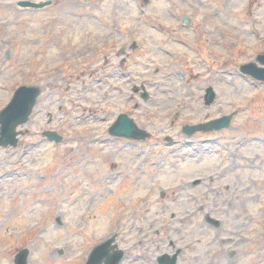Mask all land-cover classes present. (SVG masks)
<instances>
[{
  "label": "rangeland",
  "instance_id": "1",
  "mask_svg": "<svg viewBox=\"0 0 264 264\" xmlns=\"http://www.w3.org/2000/svg\"><path fill=\"white\" fill-rule=\"evenodd\" d=\"M17 1L0 0V111L21 86L44 93L18 145L0 146V264L24 248L28 264H86L111 235L122 264H159L176 250L177 264H205L218 250L264 264L254 244L229 241L264 228V82L239 71L264 52V24L252 19L264 0H53L41 10ZM54 26L62 51L27 44ZM120 47L130 83L119 97L118 75L114 85L92 73L105 57L118 64ZM133 77L151 95L139 108ZM209 86L217 97L207 106ZM121 113L151 137H112ZM232 113L229 129L182 131ZM51 130L61 143L44 136Z\"/></svg>",
  "mask_w": 264,
  "mask_h": 264
},
{
  "label": "water",
  "instance_id": "2",
  "mask_svg": "<svg viewBox=\"0 0 264 264\" xmlns=\"http://www.w3.org/2000/svg\"><path fill=\"white\" fill-rule=\"evenodd\" d=\"M49 2L33 3V2H20L21 5L32 6L34 8H42ZM264 62V57L262 58ZM242 71L247 74L253 75L257 79L264 80V69H258L252 64H247L241 67ZM212 88L209 89L207 99L208 103L212 101ZM41 89L39 87H27L21 86L15 92V95L11 102L5 107L0 113V145L16 146L17 145V127L26 123L32 112V108L39 97ZM146 97V94L144 95ZM232 116H225L210 123L204 125H198L194 127L185 126L183 128L184 132L191 135L195 131L204 130H219L223 127H227L230 123ZM112 135L119 137L133 138L137 140H143L149 136V134L144 130L139 128L133 120H131L127 115L123 114L117 119V121L112 125L110 129ZM51 140L60 141L61 136H58L55 132L48 134ZM114 238H110L102 244L96 246L92 249L88 261L86 264H119L123 257V251H115L114 254H110V248H114L117 245L114 244L110 247ZM29 250L24 249L16 256V264H27V256ZM178 257V252L173 256L163 255L159 258L161 264H176Z\"/></svg>",
  "mask_w": 264,
  "mask_h": 264
},
{
  "label": "flooded vegetation",
  "instance_id": "3",
  "mask_svg": "<svg viewBox=\"0 0 264 264\" xmlns=\"http://www.w3.org/2000/svg\"><path fill=\"white\" fill-rule=\"evenodd\" d=\"M53 4H54V2H53ZM260 14H264V11H263V13H259V12L253 13V16H254V18L262 19L259 22H255V24L262 26L264 24V16L260 15ZM60 34H61V29L54 26V27H51L50 32L46 33L45 36H43V37H41V36H34L32 38L29 37L27 39V44L28 45L40 44L41 46H43V44H45L48 41V44L51 47H54V48L62 51V45L58 43V39L60 38V36H58V35H60ZM106 48H108V47L106 46ZM125 49L126 48H124V47H120L118 50L120 52H123V50H125ZM132 49H133V47H132ZM125 54L126 55H123V57L118 62V64H117V61L113 57H105L102 67L94 70V73H92L93 75H96V74L101 73V71H102L103 79L113 81L114 85H116L114 80L118 75V83L119 84H118V87L116 86L115 88H113V90H118L119 97L121 96L120 93H126L127 84L130 83V81L127 80V76L123 73V68L125 67L127 60H128L127 50H126ZM99 79H102L101 76H99ZM132 81L134 82L131 86V91L133 93V96L130 97V100L134 101V105L136 108H139L140 107L139 100L142 98V92L141 91L137 92L136 89L138 86H141V85H139L136 82L137 81L136 77H133ZM109 87H110V85H109ZM109 92H110V89L107 88V90L105 91L106 98L110 95ZM49 121H52V117L49 119ZM229 128H227V129H229ZM200 182L193 183V185L197 186L198 184H200ZM250 223L251 222H249V224ZM217 228H223V225L219 224L217 226ZM237 231H238V233H241V237L240 238L238 237L237 239H234L231 237L229 240L230 243L234 242V243L239 244L241 242H246L247 244H254L253 248L257 247L258 253L264 255V228L262 230V235H259V231H255L253 233H250L247 228H239ZM220 245L224 246V243H221ZM213 255H214L212 257L213 261H209V262L206 261L205 264H210V263L239 264L240 260H241L239 252L234 251V250H231V251L223 250L220 252L218 250V252H213ZM254 261H256L260 264L263 263V262L261 263L262 260L260 258L254 259L252 262H254Z\"/></svg>",
  "mask_w": 264,
  "mask_h": 264
}]
</instances>
